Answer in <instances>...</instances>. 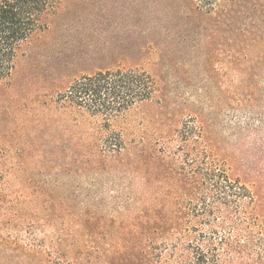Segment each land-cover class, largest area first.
Masks as SVG:
<instances>
[{
  "label": "trees",
  "instance_id": "trees-1",
  "mask_svg": "<svg viewBox=\"0 0 264 264\" xmlns=\"http://www.w3.org/2000/svg\"><path fill=\"white\" fill-rule=\"evenodd\" d=\"M62 1L0 0V89L14 92L33 83L35 69L18 76L21 59L50 29ZM168 1L183 18L181 30L196 31L203 44L215 42L227 56L235 96H214L219 87L207 78L203 98L191 102L132 66L98 70L65 86V79L52 82L57 108L101 119L96 142L80 146L73 172L107 174L115 191L111 200L99 201L93 188H51L52 176L44 172L41 189L31 194L5 188L10 218H23L31 239L38 219L53 224L64 244L56 256L60 264H81L67 259L77 254L87 257L86 264H264V91L255 80L264 79V0ZM154 98L153 117L164 120L142 147L127 143L112 122ZM227 109L243 117L225 124ZM174 112L185 113L179 125L172 123ZM159 177L163 181L153 185ZM36 242L28 250L43 244Z\"/></svg>",
  "mask_w": 264,
  "mask_h": 264
},
{
  "label": "rangeland",
  "instance_id": "rangeland-1",
  "mask_svg": "<svg viewBox=\"0 0 264 264\" xmlns=\"http://www.w3.org/2000/svg\"><path fill=\"white\" fill-rule=\"evenodd\" d=\"M169 8L168 0L61 2L56 14L50 17V29L32 40L21 59L18 76L35 69L38 75L33 83L27 89L18 86L14 92H8L5 87L0 89L1 196L6 195L5 188L31 194L41 189L39 180L48 174L47 178L52 176L51 188L65 190L69 183L97 190L99 201L112 199L115 191L109 190L111 178L107 174H102V178L93 170L80 177L73 172L82 154L80 146L96 142L101 119L84 110L57 108L53 96L49 95L55 80L65 79V86L98 70L132 66L149 72L166 92L175 90L191 102L198 99L197 95L203 98L207 78L219 87L214 86V96H218V91L226 98L235 96L232 80L236 75L227 56L222 55L215 42L203 44L196 31L181 30L178 24L183 18ZM222 49L227 52L229 47ZM255 80L264 91V79ZM155 100L131 109L123 118L112 122L111 127L120 130L127 143L135 142L142 147L143 142L149 141L157 122L164 120L153 117L157 112ZM226 112L225 124L234 116L243 117L232 109ZM180 115L185 113L174 112L172 123L179 125L183 120ZM249 140L253 141V137ZM46 158L50 162L45 167L42 162ZM60 166H66L65 170ZM157 181L163 178L154 180L153 185ZM5 197L0 210V264H60L56 256L63 253L64 244L56 238L53 224L49 225L44 218L38 219L31 239L24 229L23 218L21 221L10 218V196ZM40 239L43 240L40 247L28 250L29 243L34 246ZM77 255L76 259H67L71 263L81 260V264H86L87 257Z\"/></svg>",
  "mask_w": 264,
  "mask_h": 264
}]
</instances>
